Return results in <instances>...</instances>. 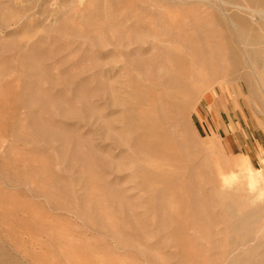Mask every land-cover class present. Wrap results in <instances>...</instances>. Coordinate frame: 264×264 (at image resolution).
<instances>
[{"label": "rangeland", "instance_id": "374dc122", "mask_svg": "<svg viewBox=\"0 0 264 264\" xmlns=\"http://www.w3.org/2000/svg\"><path fill=\"white\" fill-rule=\"evenodd\" d=\"M154 1L0 0V264H222L236 208L264 207V147L229 155L197 116L217 94L264 133V29L233 67L193 0L191 58L166 70L140 50Z\"/></svg>", "mask_w": 264, "mask_h": 264}, {"label": "bare ground", "instance_id": "6f19581e", "mask_svg": "<svg viewBox=\"0 0 264 264\" xmlns=\"http://www.w3.org/2000/svg\"><path fill=\"white\" fill-rule=\"evenodd\" d=\"M191 1H193V0H155L153 3H151V4H154V6H156V8H157V6L159 8H162V10H163V16L161 15L162 20H160V22H158V24H156V23L153 24L155 26V30L153 29L154 31H152L153 33L151 34V37L147 41L144 40V38L142 37L143 38L142 41H145V42H143L142 43L143 46L141 48L140 47L139 48L142 52L148 51V53H149V51H150L151 52L150 55H152V56H149L150 59L154 60L153 62L154 63L156 62L157 63L156 65H158V66L161 64L162 66L161 65L160 66L162 68H166V70H168L167 68L176 67L175 65H182V64H186L187 62L189 63V59L191 58L190 54H191L192 49L190 51L188 39H187V34H188L189 28H190V19H189V12H190V8H191L190 5L192 3L194 4V2H195V1H193L191 3ZM213 1H215V2H211L210 0H199V2L197 3L198 4L197 8H199V9L203 8V10H206L204 8H206V6H207L208 9L212 10L211 15L214 18L215 25L218 26L220 28V30L223 31V33L225 32V35H223V36H226L225 39H228V41L226 40V43L228 44V45H226V47L229 50L227 59H228L229 63L234 67L239 62H241V60L239 61L238 59H241L242 56H241V58H238V56H237L236 50L238 49V51H241V49H239L238 46L237 47L235 46L236 50L232 47H234V45H237L239 43L240 45H242V47L245 46L246 48L247 47L251 48V46H252L254 48V46H256L255 44H257V41L261 40V39L258 40V36L256 35V32L259 33V31H257L256 28L262 27V29H264L263 28L264 27V9L263 10H259V9L257 10V7L258 8L264 7V0H213ZM195 4H196V2H195ZM149 9L151 11H153V9H151V8H149ZM173 9H177V13L172 12ZM139 12L140 13L143 12V9H142V11L139 10ZM126 13H128V12L126 11ZM129 14H127V15H129ZM151 14H157V13L155 11V13L151 12ZM129 20H130V17H129ZM150 24L153 27L152 23H150ZM232 39L237 40L236 41L237 44H235V40L233 42ZM133 43H135V42H133ZM233 43H234V45H233ZM175 44H178L177 45L178 48L175 47L176 46ZM223 45H225V44H223ZM252 51H253V49L250 52L248 50H246L247 56H248L247 59H248L249 63H253V62L256 63L259 61L260 58L256 56L257 53L255 52V50H254V52H252ZM245 53H243V54H245ZM143 54H141V55H143ZM241 54L242 53H240L238 55H241ZM223 57H224V53H223ZM244 57H245V55H244ZM243 61H245V59ZM240 64L241 63H239V65ZM150 65L151 64H149V66ZM188 65H190V64H188ZM152 68H154V69L156 68L157 74L161 73L159 71V68H157V66L156 67L152 66ZM232 68H231V70H232ZM188 69H190V68L188 67ZM156 70H154V71L156 72ZM163 70H165V69H163ZM178 70H180V69H178ZM154 71H153V73H154ZM174 71L175 70H173L172 72H174ZM182 71H180V72L182 73ZM188 72L190 73V76H191V72L190 71H188ZM189 73H187V74L185 73V75L188 76ZM155 74H153V75H155ZM173 74H175V73H173ZM176 74H179V72ZM164 75H165V73H164ZM156 77H158V75ZM159 77H161V76H159ZM162 77L167 78L168 76L162 75ZM177 77L180 79V77H182V76L176 75V77L174 78V81H173L171 75H169V78H167L168 83H171L172 84L171 86L174 88H176V87L178 88V85L180 83L179 82L180 80L179 81L176 80ZM245 78H247V77L245 76ZM160 79L157 78V80H160ZM175 80H176V82H175ZM189 80H190V77H189ZM186 81H188V80H186ZM160 82L163 84V81H160ZM161 83H159V84H161ZM158 86L160 88V85H158ZM171 86H170V88H171ZM167 87H168V85H167ZM162 88L163 87H161L159 90H164V92H165V90L167 91V89H168V88H165V89H162ZM185 89L186 88H184V90ZM178 90H179V88H178ZM166 93L167 94H165V96H163L162 98L166 97V95L169 96L170 93H173V95L176 96L174 94V93H176V91L175 92H166ZM181 93H184V92H181ZM179 95H181V94L179 93ZM174 96L172 97L170 94L171 99L172 98L177 99V97H174ZM179 97H178V99L180 102L183 99L180 100ZM167 98H169V97H167ZM167 98H164V100ZM177 100H175L174 103L172 100H169V101H170V103L172 101L173 104H176ZM165 101H167V100H165ZM160 102H162V101H160ZM180 104L181 103H179L178 105L180 106ZM178 105H176V107ZM181 105H183V104H181ZM165 108H166V106H165ZM171 109H174V108H170L169 112ZM176 110L178 111V110H180V108L176 109ZM163 112H165V111H163ZM168 116H170V115H168ZM149 129H151V128H149ZM155 148H156L155 150L157 151L158 147L155 146ZM163 149H165V147ZM155 150L152 151L153 155L157 154V153H155ZM159 150H158V152H159ZM243 176L246 177V179H245L246 181L254 180L255 182H257L259 179L263 178V175L261 172H254L251 169L248 170L246 173H244ZM253 193H255V192H253ZM259 193L260 192H258V195H259ZM255 194L257 195V193H255ZM241 195H238V196H240V198H242ZM198 205H199V203H198ZM245 208H246V206H240L239 208H236V211H235L236 213L233 212V214L235 213V216L232 217V219L229 222H227L226 225L222 228V229H224L225 232L228 231L230 233V235L232 233L235 235V238H233L232 241L229 240L230 244H229L228 248L226 247L222 251V264H264V225L262 226L260 224V222L263 221V219H264V207L260 208V206H256V208L249 211V213L244 212V211H246V212L248 211V209L245 210ZM229 212H230V210H229ZM233 214H232V216H233ZM201 219L203 220L202 217H201ZM258 224H260L261 226Z\"/></svg>", "mask_w": 264, "mask_h": 264}, {"label": "crops", "instance_id": "0c3cea01", "mask_svg": "<svg viewBox=\"0 0 264 264\" xmlns=\"http://www.w3.org/2000/svg\"><path fill=\"white\" fill-rule=\"evenodd\" d=\"M197 116L200 130L208 136H218L229 155H247L248 147L251 150L264 147V133L260 129L250 131L241 116L239 103L235 106L227 100L223 102L217 94L212 95L210 99H204V106L198 108ZM244 164L240 165V170Z\"/></svg>", "mask_w": 264, "mask_h": 264}]
</instances>
